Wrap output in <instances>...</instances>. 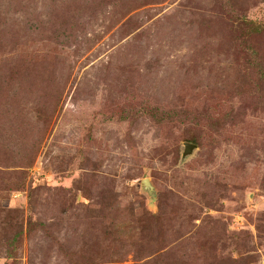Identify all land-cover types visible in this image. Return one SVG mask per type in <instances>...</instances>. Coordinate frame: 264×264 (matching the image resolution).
Listing matches in <instances>:
<instances>
[{"label": "rangeland", "instance_id": "rangeland-1", "mask_svg": "<svg viewBox=\"0 0 264 264\" xmlns=\"http://www.w3.org/2000/svg\"><path fill=\"white\" fill-rule=\"evenodd\" d=\"M0 264H264V0H0Z\"/></svg>", "mask_w": 264, "mask_h": 264}, {"label": "trees", "instance_id": "trees-1", "mask_svg": "<svg viewBox=\"0 0 264 264\" xmlns=\"http://www.w3.org/2000/svg\"><path fill=\"white\" fill-rule=\"evenodd\" d=\"M244 28L241 29V33L240 36L243 37L251 32H256L259 29V25L251 20V19H244ZM149 107V106H148ZM145 110V114L148 115L152 120L156 121V122H160L163 119L166 118H173L176 117L178 115L181 116V113H179L177 110H166V111H158V109L156 107H149L147 109H143V111ZM192 118L194 117V115L191 116ZM195 120V119H194ZM191 139V138H190ZM193 140V139H192Z\"/></svg>", "mask_w": 264, "mask_h": 264}, {"label": "water", "instance_id": "water-1", "mask_svg": "<svg viewBox=\"0 0 264 264\" xmlns=\"http://www.w3.org/2000/svg\"><path fill=\"white\" fill-rule=\"evenodd\" d=\"M196 147H197V145L194 142L183 141L181 143V148H180L179 162H183L188 157H190L194 153V150L196 149ZM139 186L150 197H153L156 194L154 185L152 184V182L150 181L149 177H147V176L140 179Z\"/></svg>", "mask_w": 264, "mask_h": 264}]
</instances>
